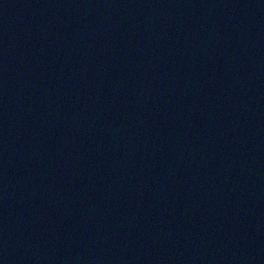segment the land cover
I'll return each instance as SVG.
<instances>
[{
  "label": "water",
  "instance_id": "water-1",
  "mask_svg": "<svg viewBox=\"0 0 264 264\" xmlns=\"http://www.w3.org/2000/svg\"><path fill=\"white\" fill-rule=\"evenodd\" d=\"M0 264H264V0H0Z\"/></svg>",
  "mask_w": 264,
  "mask_h": 264
}]
</instances>
